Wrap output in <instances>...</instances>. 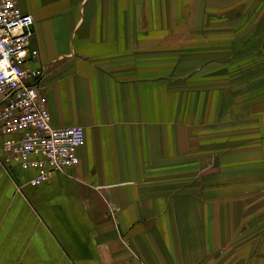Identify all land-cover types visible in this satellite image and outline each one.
I'll return each instance as SVG.
<instances>
[{
	"label": "crops",
	"instance_id": "obj_1",
	"mask_svg": "<svg viewBox=\"0 0 264 264\" xmlns=\"http://www.w3.org/2000/svg\"><path fill=\"white\" fill-rule=\"evenodd\" d=\"M19 6L86 141L33 186L0 127V264H264V0Z\"/></svg>",
	"mask_w": 264,
	"mask_h": 264
},
{
	"label": "built area",
	"instance_id": "obj_2",
	"mask_svg": "<svg viewBox=\"0 0 264 264\" xmlns=\"http://www.w3.org/2000/svg\"><path fill=\"white\" fill-rule=\"evenodd\" d=\"M35 18L24 13L19 0H0V127L9 137L3 144L7 161L23 168H37L31 179L33 186L51 180L55 172L75 167L79 163L77 149L85 144V129L81 126L55 128L47 101L40 94L45 76L37 61L39 52L31 48ZM40 155L39 161L30 159Z\"/></svg>",
	"mask_w": 264,
	"mask_h": 264
}]
</instances>
